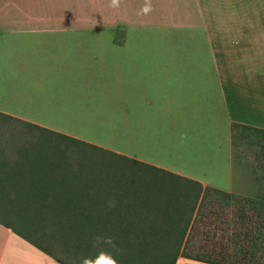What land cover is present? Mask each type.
I'll list each match as a JSON object with an SVG mask.
<instances>
[{
  "label": "crops",
  "instance_id": "0c3cea01",
  "mask_svg": "<svg viewBox=\"0 0 264 264\" xmlns=\"http://www.w3.org/2000/svg\"><path fill=\"white\" fill-rule=\"evenodd\" d=\"M135 1L138 15L107 21L109 50L91 57L106 58L111 84L128 92L118 120L111 96L65 86L66 38H19L49 24V0H0V172L17 169L19 123L151 164L153 152L171 156L203 186L174 264H251L264 231V198L245 189L264 188V0ZM153 1L155 26L175 27V52L148 58L132 50L128 27L149 24ZM42 247L0 222V264H65L63 250Z\"/></svg>",
  "mask_w": 264,
  "mask_h": 264
},
{
  "label": "trees",
  "instance_id": "16d2710c",
  "mask_svg": "<svg viewBox=\"0 0 264 264\" xmlns=\"http://www.w3.org/2000/svg\"><path fill=\"white\" fill-rule=\"evenodd\" d=\"M14 125L17 169L0 172V222L63 250L65 264L175 263L200 181L36 124Z\"/></svg>",
  "mask_w": 264,
  "mask_h": 264
},
{
  "label": "rangeland",
  "instance_id": "374dc122",
  "mask_svg": "<svg viewBox=\"0 0 264 264\" xmlns=\"http://www.w3.org/2000/svg\"><path fill=\"white\" fill-rule=\"evenodd\" d=\"M49 2V13L53 15L49 24H36L32 26L33 28H29L34 30L24 35L20 34L19 38H66L65 43H67L66 45L62 44L60 56L64 58L67 64H72V66L61 68L69 72L67 75L64 74V78L68 77L67 80L69 81L68 85L65 86L76 89L82 88L90 92H100V94L111 96L114 99L113 102H116L113 105L115 110H112V117L119 120L122 117L120 113L123 111L120 104H123L124 94L128 92L117 89L122 85L111 84L112 79L106 58H99L94 62L91 57L93 53L108 52L109 50L106 42V38H108L107 21L116 19V21L121 22L124 19H130L129 15H138V12L135 11L136 7H132L135 6L136 1L132 0L131 3V0H117L115 4L113 0H49ZM153 2L149 6L147 14L148 17H151V20L148 21L149 24L146 27L134 25L128 27L132 50L133 47L137 46L138 50L146 53L148 58L152 54V58H156V54L159 53L171 54L175 52V27L163 29L155 26L156 16L154 14L157 4L155 1ZM134 19L135 17H133ZM154 20V24L151 25L150 22ZM182 33L184 32L181 31L179 35ZM183 36L188 38L186 33ZM122 37V32L118 30L115 38ZM132 38H138V40L134 41L135 39ZM126 50L128 51L129 48L127 47ZM75 71L76 73H74ZM56 73L60 72L57 71ZM120 74V77H123V72H120ZM130 77L134 78L133 75H130ZM63 84L65 82H62L61 85ZM100 89L105 90L100 91ZM167 91L170 92L171 89ZM88 141L94 142L92 139ZM139 155H134L133 158L140 160L139 157L141 156ZM162 155L164 154L159 155L153 152L152 155L146 157L154 159L153 164L161 167H171L173 168L171 170L175 172V158ZM221 158H223V155L215 157L214 166L221 168L220 165H224L221 164ZM212 159H214V156H212ZM219 168L215 173H220ZM245 189L248 190V194L253 193L260 198H264V188L251 187ZM260 206L262 213L264 212V203H261ZM261 220H263L261 225L264 227V214L261 216ZM250 253L249 259L253 262L251 264H264V231L260 232L258 246L255 245Z\"/></svg>",
  "mask_w": 264,
  "mask_h": 264
},
{
  "label": "clouds",
  "instance_id": "9594fccd",
  "mask_svg": "<svg viewBox=\"0 0 264 264\" xmlns=\"http://www.w3.org/2000/svg\"><path fill=\"white\" fill-rule=\"evenodd\" d=\"M117 2V0H113V3L115 4ZM98 242L100 243H111V241L109 240H105L103 238H98ZM111 264H114V262H111Z\"/></svg>",
  "mask_w": 264,
  "mask_h": 264
}]
</instances>
